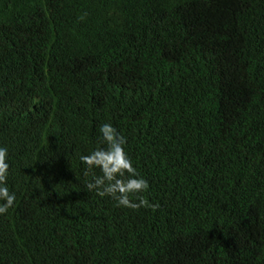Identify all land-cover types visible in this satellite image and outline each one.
<instances>
[{
	"label": "trees",
	"instance_id": "16d2710c",
	"mask_svg": "<svg viewBox=\"0 0 264 264\" xmlns=\"http://www.w3.org/2000/svg\"><path fill=\"white\" fill-rule=\"evenodd\" d=\"M105 123L155 211L87 189ZM0 147V264H264V0H0Z\"/></svg>",
	"mask_w": 264,
	"mask_h": 264
},
{
	"label": "clouds",
	"instance_id": "9594fccd",
	"mask_svg": "<svg viewBox=\"0 0 264 264\" xmlns=\"http://www.w3.org/2000/svg\"><path fill=\"white\" fill-rule=\"evenodd\" d=\"M99 131L107 148H97L88 155L80 156L81 162L87 166L85 176L96 168L102 173L100 176L92 173L93 179L87 183V189L95 191L100 197H111L120 207L133 210L145 207L155 211L159 205L150 204L144 197L143 193L147 192L149 184L125 152V137L119 135L110 123L101 125ZM7 158L8 149L0 147V201L3 202L0 203V215L6 214L16 201L15 193L10 192L7 186L10 167Z\"/></svg>",
	"mask_w": 264,
	"mask_h": 264
}]
</instances>
